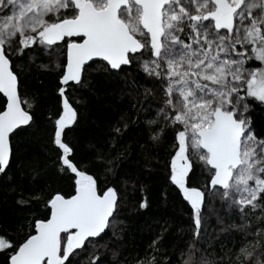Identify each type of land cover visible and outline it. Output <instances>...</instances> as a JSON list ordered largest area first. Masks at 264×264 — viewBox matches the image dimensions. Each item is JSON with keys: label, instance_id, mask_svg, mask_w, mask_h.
<instances>
[{"label": "snow or ice", "instance_id": "1", "mask_svg": "<svg viewBox=\"0 0 264 264\" xmlns=\"http://www.w3.org/2000/svg\"><path fill=\"white\" fill-rule=\"evenodd\" d=\"M33 65L53 76L55 110L43 111L21 80ZM93 72L123 81L136 115L117 109L104 144L79 155L67 135ZM255 108L264 110V0H0V183L38 213L15 239L0 229L4 264H264ZM141 119L143 167L163 164L162 195L180 202L188 223L158 222L142 253L125 256L123 197L108 178L136 187L121 141ZM24 177L35 185L27 191ZM52 177L69 191L52 188Z\"/></svg>", "mask_w": 264, "mask_h": 264}, {"label": "trees", "instance_id": "2", "mask_svg": "<svg viewBox=\"0 0 264 264\" xmlns=\"http://www.w3.org/2000/svg\"><path fill=\"white\" fill-rule=\"evenodd\" d=\"M47 58H45L46 62ZM17 71L19 69L17 68ZM21 80L25 87L38 93L42 100L43 111L49 108L55 110L57 104L56 94L54 92L55 81L53 76L46 70L33 65L30 69L21 72ZM92 87L85 90L81 95V103L76 104L80 109L79 120L72 126L68 132L67 140L76 146L79 155L87 154L91 146H100L107 139L109 123L116 114L117 109H122L128 114L129 119L136 113L130 107V97L121 96L120 90L123 81L108 77L101 72H93ZM141 82L147 87H153L151 81ZM70 96L73 95L71 90ZM142 116V114H141ZM252 116L258 131L264 130V110L255 108ZM143 119L139 123H130L127 135L121 141L126 144L132 153L129 161L124 164V169L131 170L133 176L137 177L136 187L131 184L125 186L118 178L109 177L110 182H115L122 194V216L126 221V228L123 232V242L127 244L123 248V254L128 255L133 249L142 253L147 243L151 240L154 233L159 231L158 222L162 220L175 221L177 225H186L188 216L179 201L173 198H166L162 193L166 191L165 172L162 163L153 160L154 167L144 168L143 150L137 146V143L143 144L147 141L146 132L143 128ZM37 134L43 136V128L37 129ZM37 141L35 150L39 151ZM166 151L161 148L155 155L163 159L162 153ZM23 186L27 191L31 184V177H24ZM69 181L59 177L51 178V187L64 192L69 191ZM143 184L144 192L140 191V185ZM19 191L9 190L7 183H0V229H7L9 234L15 239L16 234L23 227L27 231L28 218L31 215L38 214L35 207L19 206L16 204V198ZM140 199H146L148 207L140 209L138 203ZM219 203V202H217ZM42 211V209L40 210ZM217 225L216 217H210L209 230L213 231ZM180 234L173 231L166 238V247L171 250L172 245L178 240ZM166 253L162 252L161 257ZM111 258V253H108ZM5 256L0 253V264H4Z\"/></svg>", "mask_w": 264, "mask_h": 264}]
</instances>
